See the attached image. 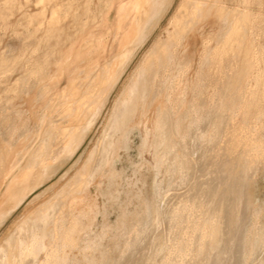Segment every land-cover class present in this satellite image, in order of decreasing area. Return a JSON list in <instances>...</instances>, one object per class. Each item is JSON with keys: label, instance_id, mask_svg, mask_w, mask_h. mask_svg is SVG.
I'll use <instances>...</instances> for the list:
<instances>
[{"label": "rangeland", "instance_id": "1", "mask_svg": "<svg viewBox=\"0 0 264 264\" xmlns=\"http://www.w3.org/2000/svg\"><path fill=\"white\" fill-rule=\"evenodd\" d=\"M107 1L0 0V157H3L5 165V169L0 168V211L3 210L1 213L8 215L14 210L12 205L21 199L20 206L0 225V250H7L6 242L12 234L14 235L21 221L40 209L42 204L54 200L66 189V185L69 186L86 168L88 162L96 157L102 137L111 125L118 100L135 76L133 74L140 68L148 53L151 54L159 43L167 42L169 32L172 31L171 21L180 6L184 4L189 7L197 0L163 1L164 5L162 9L159 7V13L153 12L156 14L151 13L150 19L147 18L149 20L145 25L144 45L135 51L119 82L107 88L100 96V111L97 113V108L94 107V110L85 106L82 117H76V114H73L75 111H72L76 102L94 89L100 68L112 63L121 51L114 30L115 24L122 17L117 5L121 3L125 8L134 7L130 18L135 19L142 12L141 7L146 2L115 0V6L108 11ZM202 1L207 4L209 10L191 20L184 42L176 51V60L185 68V72L178 74L175 69L170 82L174 81L177 87L164 90L148 107L151 133L154 131L159 108L167 111L165 115L169 116L165 124L176 127L175 135L165 143V150L164 147L152 146L151 138L150 149L147 147L144 151L141 133L144 134L145 130L143 126H139V121L142 120V115L139 114L132 124L138 127L133 131V143L126 145L124 150L120 149L97 173L100 178L96 175L95 181L91 183V195L89 194L86 203L79 201L63 208V216L67 221L70 222L73 217L77 221L78 232L74 237L78 245L68 251L74 264H264V157L256 158L254 162H250V159L249 162L243 160L241 167L236 170L235 187H232L231 191L225 190V184H230L228 177L232 174L236 159L244 155V148L240 145L233 148L228 144L229 139L234 132H240L246 122L243 116H240L236 121L210 120L200 123L196 121V117L201 113L194 112L211 109L210 100L216 94L236 96L243 92L247 81L253 80L255 83V77L259 73H262L264 78V0H252L250 9L255 13V21L245 32L248 34V42L245 44L250 45L258 54L257 72L242 82L241 90L237 85L232 86L234 80L230 81L232 88L226 92L215 89L216 85L221 83L224 70H215L216 67L210 60L205 61L204 41L206 37H211L210 50H213L228 30L225 21L219 19L216 9L211 7L222 3L231 10L237 7L240 0ZM54 11L57 13L52 18ZM52 29L54 35L47 37ZM149 29L151 31H148ZM90 38L98 41L100 46L92 48ZM76 54L82 56L78 58ZM61 61L64 62L65 68L62 64L64 70L59 74ZM242 61V55L225 57L224 62L227 65L223 64L224 69L241 66ZM36 64L43 66V74L38 77L30 74L38 67ZM56 75L58 78L53 79ZM73 82L76 86L71 88ZM259 92L262 94L263 89ZM261 99L264 101V97ZM263 101L259 106L262 111V123L258 131L264 142ZM69 110L72 111L71 116L67 114ZM218 113H209V116L228 117L226 113ZM153 116L155 118H152ZM196 125L208 133L218 131V136L211 140L212 142L206 139L196 141L193 136L195 129H192L197 127ZM72 126L79 127L72 138L59 140L55 137L63 129ZM200 130L197 133L201 132ZM50 133L53 134L51 139H54L51 141L53 153L49 155L48 163L38 165L32 171L28 166L38 149L45 145L48 138L46 135ZM184 135H187V138L183 137ZM169 146H173L172 151L174 150L175 157L178 156L181 160V165L177 162L168 165L167 159L174 158ZM168 148L169 151L166 152ZM175 148L178 149L175 151ZM54 155H57L56 158ZM159 160H163L162 163L165 160L164 164ZM12 166H15L17 171L14 169L5 178L4 170ZM23 174L26 175L25 178L22 177ZM29 175L35 178L32 179ZM114 175L117 180L114 177L115 181L111 182ZM110 184L116 186L110 187ZM23 187L26 188L22 189ZM144 199L151 202V205H147ZM186 202L189 205H184ZM193 215L197 217L196 220ZM256 220L259 221L257 231L254 227ZM194 223L204 229L206 235L208 234L206 241L212 243L204 250L201 246V235H195L193 242L189 239L194 231ZM208 227L212 229L207 230ZM47 240L46 244L49 243ZM45 255L44 251L41 252L37 261L43 262ZM24 264L34 262L25 260Z\"/></svg>", "mask_w": 264, "mask_h": 264}, {"label": "bare ground", "instance_id": "2", "mask_svg": "<svg viewBox=\"0 0 264 264\" xmlns=\"http://www.w3.org/2000/svg\"><path fill=\"white\" fill-rule=\"evenodd\" d=\"M114 1L115 0H108L107 1L108 11L115 6ZM163 1H166V0H161V1L160 0H146L145 4L143 6L141 5L142 6L141 7L142 12L135 19L130 18V16L132 15V12L134 10V7L131 6L129 8H125V6H123L121 3L117 5L119 13H122V17L115 24L114 30H115V39L118 41V45H119V48L121 51H120V53L118 51L119 54L116 56L115 60L112 63H107L106 65H104L103 67L100 68L101 70H100V73L98 74L99 76L97 78V84H95V86H94V89L95 88L96 89L95 90L92 89L88 93L86 92L87 95H85L81 100L76 102L75 109L72 110V111H75L73 114H76V117L77 116L82 117V115H83L82 112L84 111L85 106H87L91 109L94 107L97 108V113H98V111H100V109L102 107V106L99 107L100 96L106 91L107 88H109L113 85L115 86L119 82L122 74L125 72L124 70H126L125 68H128V67H126L127 64H129L130 59H132V57H134L133 55H134L135 51L146 40V36L144 35L145 25L147 24L148 20L150 19L149 17L151 16V13L152 14H153V12L159 13V9L162 7V5H164ZM185 2H186V0H185ZM191 2H193V1H191ZM191 2H189V3H191ZM165 4H167V2ZM251 4H252V0H240L239 4H237V7L236 8L233 7L234 9H231V10L228 9L222 3H219V4L216 3L211 7L212 9H216V13H217L219 19H221V20L223 19L225 21V23L227 24V29H228L226 35L223 36L224 37L223 40L220 43H218V45L215 48H213V50L212 49L210 50L212 38L208 36V37H206V39L204 41V55H203V57H204L205 61L210 60L212 65L216 67L215 70L218 68H223V70H224L223 71L224 75L221 79V83H218L216 85V88H215L216 91H220L222 89L223 91L226 92V91H229V89H231L232 86H236V85H237L238 89L241 90L242 89V82L244 80L251 78L252 74H255V72H257L256 66L259 64V61H257L256 59L258 58L257 57L258 54L254 51V49L252 50L250 45L245 44L246 42H248L247 41V35L248 34H245V32L247 30H249L252 22L255 21V19H254L255 13H253V9L252 10L250 9ZM59 9H62V8H59ZM207 9H208L207 4L205 2H203L202 0H197L195 3H192L191 6H189V7L184 5V4L180 6L179 10L177 11V14L175 15V17L171 21L172 31L169 32L167 42L165 44L159 43L157 45L156 49L154 48V51L151 50V51H153L151 54L148 53L147 58L142 63L140 68L138 67L139 69L137 70V72L135 71L136 74L135 73L133 74L135 76L132 77L131 82L129 81L127 88L124 89V92L122 93L120 99L118 100V104L116 105L115 112L112 115L113 117L111 119V125L109 126V129L107 130L106 134L102 137V144H101L99 151L95 155L96 157H94L90 162H88L86 168L84 170H82L78 176L75 177V179L73 180L72 183H70L69 186L66 185L67 186L66 189H64L54 200H51V201L49 200V202H47L46 204H42L43 206L41 205L42 207L40 209H37L36 211L32 212V214L30 213L31 215L26 217L25 220L23 219L24 220L23 222L21 221V225L18 227L17 230L15 229L16 232L14 233V235L12 234L11 237L8 238L9 242L5 241L6 244H8L7 250L3 249V248H2L3 250L2 249L0 250V264H24L25 260H31L34 262V264H74L72 257L68 253V251H70L73 248H76L78 245V243L75 241V237H74L75 233L78 232L77 221H76L75 217H73L70 222L67 221L66 217L63 216V208L65 207V205H74V203H77L79 201L86 203V201L89 199V194L91 192V183L93 181H95V177H96V175H98L97 173H99V171L102 170V168L106 165L107 162H109L110 159L114 158L113 156L117 155V153L120 149L124 150V148L127 147L126 145L129 146V145H131V143H133V141H132L133 131L138 127H137V125L133 126L132 124H133V122H135V120L137 119V116L139 114L142 115V120L139 121V126H143V129L145 130V133L143 132L144 134L141 133V138H142L143 143H144V151L147 147H148V149H150L149 144L151 143V141H150L151 138H153L152 139V146L154 145V146H157L158 148L164 147L163 150H165V146H166L165 143L168 142L167 140H169L173 134L175 135L174 130L176 127L174 128V127H171L170 125L168 126L167 124H165V122H167L169 120L168 119L169 116L167 117L165 115L167 113V111L163 110L162 108H159L157 110L156 124L153 127L154 131L151 133V127H149L150 126V124H149L150 119L148 120V115H149L148 114V107L152 101L156 100V98L159 94L164 92V90L174 89L177 87L174 84L175 83L174 81L170 82L173 71L176 69L177 73L180 74L181 72H185V68L183 66H181L180 62H178L176 60V51L184 42L185 33L187 31L188 26L190 25L191 20L195 19L196 16L201 15ZM262 10H264V9L262 8ZM56 13H57L56 11L53 12L52 18L55 17ZM154 14H156V13H154ZM262 15H263V13H262ZM158 16L160 17V15H158ZM144 18H145V20H144ZM147 18H149V19H147ZM53 21H54V19H53ZM212 21H213V19H212ZM52 23H54V22H52ZM105 24H106V22H105ZM198 24H199V22H198ZM204 25H206V24H204ZM212 25H213V23H212ZM200 27H201V25H200ZM210 27H211V25H210ZM93 28H92V30H93ZM207 30H208V28H207ZM148 31H151V30L149 29ZM196 31H198V30L196 29ZM208 31H210V30H208ZM149 34H150V32H149ZM53 35H54V30L52 29L49 31V34L47 35V37L53 36ZM113 35H114V33H113ZM105 36H106V34H105ZM107 37H109V36H107ZM250 38H251V36H250ZM201 40H202V38H201ZM88 41H89V39H88ZM90 45L92 48H95L96 46L99 47L100 43L98 41L92 40ZM101 46H102V44H101ZM112 46H113V44H112ZM154 46H156V45H154ZM183 47H185V46H183ZM241 52H243V53H241ZM99 53H100V51H99ZM59 55H60V52H59ZM136 55H137V53H136ZM230 55H237V56L242 55V57H243L242 65L240 64L241 66L229 67L227 70H225L224 69L225 67L223 66V64L226 63V62H224V58L228 57ZM76 56L79 58L82 55L76 54ZM46 63H48V62L46 61ZM73 63H74V61H73ZM62 64H63V67L65 68L64 62L61 61V63L59 64V74H60V72H63V70H64L62 67ZM97 64L95 66H97ZM40 65H41V62H40ZM71 65H73V64H71ZM226 65H227V63H226ZM36 66H38V65L36 64ZM38 67H36V68L34 67L35 70H32L30 72V74L32 76L38 77V76H40V74H43L42 73V70H43L42 67L43 66L42 67L40 66L39 68ZM26 69H28V68H26ZM51 69H52V67H51ZM57 71H58V68H57ZM28 78H30V76H28ZM52 78L57 79L58 76L56 75ZM232 80H234V83L231 86V84L229 82ZM54 81L56 82V80H54ZM94 81H95V79L92 81V83ZM238 82H241V84ZM262 82H264V78L262 76V73H259L255 77V83H253V80L250 82L247 81L246 88L244 89V91L243 92L239 91L240 93L236 94V96H233V94L231 95V94H226V93L225 94L224 93L223 94H216V95H214L215 97H212V99L210 100L211 109H209L207 111L206 110H202V111L200 110V112L198 110H194L195 113H198V114L201 113L199 115V117L198 116L196 117V121L200 122V123L205 122V121L207 122L210 120L212 122L213 121H221V122L222 121H236V119H238L240 116H243L244 122H246V125L241 128V131L240 132H234L230 136V139H229L228 144H231L233 148H235L239 145L244 148V151H243L244 155L239 157V159H236V162L238 164L236 162L234 163V168L232 169V174H230V176L228 177L231 180L230 184L229 185L225 184L227 186L224 187L225 190H228V191H229V189L231 191V188L235 187L236 170H237V168L241 167L240 164L243 162V160L245 162H249L248 160L250 159V160H252L250 162H254L256 160V158L262 159L264 157V142L261 140V137L259 136L260 133L258 131V128L260 127V125L262 123V111L259 107V106H261L260 102L263 101L261 98L264 97V83L262 84ZM170 83H172V84L170 85ZM20 84L24 85V83H20ZM23 85H22V87H23ZM25 85H26V82H25ZM75 86H76V83L73 82L71 85V88H74ZM261 86H262V88H261ZM17 87H18V85H17ZM97 87H98V89H97ZM83 88H85V87H83ZM260 89H263L262 94H261V92H259ZM170 92H172V91L170 90ZM19 94H21V93H19ZM16 95H15V97H16ZM263 103H264V101H263ZM159 104H160V102H159ZM263 107H264V105L262 106V108ZM95 108H94V110H95ZM72 111L69 110V112L67 113L68 116L71 114ZM153 111H154V109H153ZM218 112H220V114L226 113V114H228V117H226V116L225 117H219V116L211 117L212 115L209 116V113L219 114ZM152 118H155V117L153 116ZM165 120H167V121H165ZM193 122H195V121H193ZM197 122H195V123H197ZM53 129H55V128H53ZM192 129H195L193 136L195 137L196 141L204 140V139L213 141L218 136V131L213 130V131H211V133H208V132H205L203 130V128L199 125L197 127H193ZM78 130H79V127H73L72 126L71 128L63 129L55 137L59 140L72 138L77 133ZM187 130H188V128H187ZM199 130L201 132L197 133V131H199ZM177 133L180 136H182V134H180L179 131ZM189 134H191V133H189ZM52 136H53V134H51V133L48 134V136L46 135V137H48L46 140V143H45V145L43 144L38 149L36 156L33 157L32 162L28 166L29 169L34 170V168L36 166L42 165L45 162L48 163L47 160L49 159V155L51 153H53V150L51 149L53 146L52 145L53 143H51V141L54 139H51ZM183 137L187 138V135L186 136L184 135ZM189 137H190V135H189ZM39 140H40V138H39ZM21 142H23V141H21ZM207 143H209V142H207ZM185 144L186 143H184V145ZM37 145H39V144H37ZM197 145H198V142H197ZM201 146H202V144H201ZM169 148L172 151L173 146H171V147L169 146ZM169 148H168V150H166V152L169 151ZM148 149H147V151H148ZM176 149H178V148H175V151H176ZM184 149H186V147H184ZM155 150H156V148H155ZM6 152H8V151H6ZM54 152H55V150H54ZM169 153H168V156H169ZM171 153L172 154L174 153V158L167 159L168 165L169 166L173 165L176 162L178 164H180L181 160L178 159V156L175 157L176 153L174 152V150ZM194 154H195V151H194ZM12 155H13V153H12ZM156 155H155V157H156ZM56 156H55V158H56ZM165 156H166V154H165ZM179 157H181V156L179 155ZM50 158H52V157L50 156ZM233 158H235V157H233ZM185 159H187V158H185ZM51 160H53V159H51ZM156 161H158V160H156ZM161 161H163V160H161ZM161 161H160V163H162ZM164 162H165V160H164ZM164 162L162 164H164ZM182 162H184V161H182ZM185 162L187 163V161H185ZM190 164L192 165V163H190ZM3 165H4V159H3V157H0V168L1 167L3 168L5 166V165L4 166ZM113 165H115V164H113ZM182 165H184V164H182ZM159 166H161V165H159ZM262 166H264V164ZM4 169H5V167H4ZM111 169H109V170H111ZM13 170L17 171L15 166H12V168H10L8 170H4L5 171L4 177L7 178ZM27 175H28V172H27ZM22 177L25 178L26 175L23 174ZM114 177H115V175L111 178L112 181L110 179L111 182L115 181V180L113 181ZM30 178H32V177L30 176ZM33 178H35V177H33ZM99 178H100V176H99ZM28 179H29V177H28ZM115 179H116V177H115ZM13 180H14V178H13ZM5 182H7V181H5ZM116 183H117V181H116ZM108 184H109V182H108ZM101 185H102V183H101ZM107 186H109V185H107ZM111 186L113 187L116 185L110 184V187ZM6 187H7V185H6ZM26 187H23L22 189H24ZM110 187H108V188H110ZM140 195L141 194L139 193L138 196H140ZM110 197L111 196H109V198ZM8 198H9L8 200H10V196H8ZM16 198H17V196H16ZM16 198H13V199H16ZM109 198H108V200H109ZM140 201L142 202V204H144V202L142 200H140ZM20 202H21V199H18V201L15 202L14 205H12L14 207V210L10 211L8 215L5 213H1V212H3V210L0 211V225L13 211H15L20 206L19 205ZM146 202L148 203L147 205H151V202L150 203H149V201H146ZM188 202H190V201H188ZM184 205H189V204L186 202ZM184 207H187V206H184ZM76 210H78V209H76ZM192 217L195 218V220L197 219V217L195 215H193ZM218 217H219V215H218ZM214 222H216V221H213V223ZM218 222H219V220H218ZM256 222H257V220H256ZM258 222L255 223V225H254L256 231L259 228L257 226ZM217 226H218V223H217ZM214 227H215V224H214L213 228ZM193 228H194L193 229L194 231H192L191 235L189 236V239L192 242L194 241L193 237L195 235L199 234V235H201V237L203 239V244L201 245L203 250L207 245L209 246L210 244H212V243L209 244L206 241V237L208 238V234L206 235V233L204 232V229L202 227H199V225L197 223H194ZM210 228L207 230H210ZM207 233L210 234V232H208V231H207ZM210 236L211 235H209V237ZM47 239L49 240L48 244H46ZM48 240H47V242H48ZM209 241H211V240L209 239ZM193 245L194 244H192V246ZM43 251L46 254L45 259L43 262L41 261L39 263L37 261V258H38V255ZM211 251H212V249H211ZM188 255L192 256L193 254L192 255L188 254ZM194 261H196V260H194Z\"/></svg>", "mask_w": 264, "mask_h": 264}]
</instances>
